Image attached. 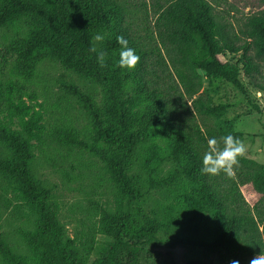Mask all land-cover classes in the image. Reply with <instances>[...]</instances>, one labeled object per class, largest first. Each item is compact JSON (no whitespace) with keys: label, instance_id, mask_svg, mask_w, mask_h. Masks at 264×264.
I'll return each mask as SVG.
<instances>
[{"label":"trees","instance_id":"16d2710c","mask_svg":"<svg viewBox=\"0 0 264 264\" xmlns=\"http://www.w3.org/2000/svg\"><path fill=\"white\" fill-rule=\"evenodd\" d=\"M258 1L264 4V0ZM155 13L154 25L161 39L172 45L182 64L193 70L199 68L207 78L217 77L242 92L243 73L264 92V83L255 80L260 60L264 61V14L247 17L245 39L236 43L237 38L224 30L206 0H166ZM12 24L19 28L12 31ZM4 32L9 38L0 40V73L4 76L10 68L16 74L12 84L16 96L21 97L27 87L19 78H35L44 63L62 68L57 79L58 97L70 105V100L75 102L83 123L78 127L69 120L55 126L50 138L69 152L87 151L98 157L102 178L113 198L110 207L88 200L90 224L68 237L59 221L60 204L53 186L36 168L29 128L32 123L22 131L0 126V186L22 193L34 211L29 228L23 231L25 248L38 253L44 264H87L92 255L91 264H152L157 245H189L205 255L224 254L240 264H249L252 256L264 254V172L236 169L227 176L201 171L202 147L209 133L207 136L198 126L191 132L184 131L171 115L162 90L146 87L134 69L119 67L118 36L139 52L128 27L121 25L120 8L115 2L0 0V37ZM96 33H102L105 39L94 41ZM92 45L106 51L103 66L90 51ZM226 53H240L233 66L220 59ZM176 75L190 97L201 86L200 80L195 83L178 69ZM127 83H132L130 89ZM3 92L0 111L12 109L19 114L21 109ZM142 95L147 100L144 110L133 111L131 104ZM192 106L218 121L228 105L214 104L206 95L194 98ZM157 125L173 146L166 157L169 166L165 170L150 168L148 172L141 154ZM239 158L254 165L246 157ZM186 182L196 185L193 214L173 222L161 221L153 201L158 195L182 193ZM247 182L262 194L252 206L238 189L239 184ZM203 225L215 226L212 240L199 237ZM11 251V242L0 230V253L9 256L12 264L25 263L24 256Z\"/></svg>","mask_w":264,"mask_h":264},{"label":"rangeland","instance_id":"374dc122","mask_svg":"<svg viewBox=\"0 0 264 264\" xmlns=\"http://www.w3.org/2000/svg\"><path fill=\"white\" fill-rule=\"evenodd\" d=\"M115 2L120 8L121 25L128 27L129 35L134 40L140 59L134 69L142 76L146 87H156L163 91L166 103L177 122L184 131L193 130L198 126L202 132L207 133V139L217 138V148H223V137L229 133H239L243 141L246 157L254 162L248 165L239 159L234 166V173L238 171L259 170L264 172V92L259 90L243 73L241 79L245 91H239L228 82L217 77L207 78L201 69H191L187 64H182L176 50L166 40L161 39L158 28L155 27V10L159 4L166 0H107ZM212 7L216 19L223 25L224 30L236 43L244 41V27L248 16L264 14V4L258 0H206ZM19 26L11 25L15 31ZM9 36L4 32L0 40L6 42ZM240 53H226L220 59L228 66H233ZM176 69L196 81L200 80L201 86L191 97L184 91L183 84L179 82ZM62 68L58 65L44 63L38 76L30 80L19 78L27 87L21 97L16 96L12 86L16 74L9 68L5 75L0 73V100L3 93L8 100L18 106L19 114L12 109L0 111V126L14 131H22L31 122V143L34 152L36 168L40 176L46 179L54 189L55 198L60 204L59 221L68 237L85 229L89 222L88 200H96L102 205H112V192L107 186L99 166L98 157L87 151L75 150L69 152L53 142L50 131L72 120L80 127L83 123L82 114L76 108L75 102L63 100L58 97L59 87L57 79ZM257 83H264V61L260 60V72L256 73ZM132 83H127L130 89ZM196 85V84H195ZM196 85L195 87H197ZM174 88H177L174 91ZM262 95L257 96L256 93ZM181 94V96H180ZM209 95L214 104H227L224 115L216 121L213 117L196 111L192 100L198 96L203 98ZM145 96H140L131 104L133 111L144 110L147 103ZM161 125L152 130V137L141 154L143 164L148 172L150 168L165 170L169 163L166 160L173 142L162 135ZM209 133V135H208ZM209 150L208 143L203 145L202 154ZM194 184L184 183L183 192L180 194L158 195L154 205L157 208L159 219L164 222H173L176 218H189L196 208L193 191ZM238 189L248 203L252 206L262 196L255 190L251 182L239 184ZM0 230L4 237L11 242L12 253H20L25 257L24 264H44L39 254L25 248L23 231L29 228L30 219L34 215L32 206L25 200L22 193L11 188L0 186ZM216 235L213 225H203L199 237L203 240H212ZM102 249V243L99 245ZM30 248V249H29ZM154 249V248H153ZM152 249V250H153ZM29 251V252H28ZM152 264H231L232 259L224 254L205 253L193 246L180 245L176 247L157 245L154 249ZM256 255L252 256L253 259ZM92 255L87 262L91 264ZM250 259V260H251ZM0 264H12L9 256L0 253Z\"/></svg>","mask_w":264,"mask_h":264},{"label":"clouds","instance_id":"9594fccd","mask_svg":"<svg viewBox=\"0 0 264 264\" xmlns=\"http://www.w3.org/2000/svg\"><path fill=\"white\" fill-rule=\"evenodd\" d=\"M94 41H103L105 39L102 33L93 35ZM117 42L121 46L119 49L118 65L124 69H132L140 59L134 48L128 46V41L123 36L117 37ZM90 51L96 53V60L100 66L106 63L107 53L104 50H98L95 45H92ZM257 96L262 95L261 92L256 93ZM223 140V148H217V138H208L209 150L206 151L202 158L201 171L205 174L216 175L223 172L227 176L234 174V166L238 165L239 157L246 152V147L243 141L233 134L229 133L221 137ZM231 264H240L238 260H233ZM249 264H264V254L256 255L250 260Z\"/></svg>","mask_w":264,"mask_h":264}]
</instances>
